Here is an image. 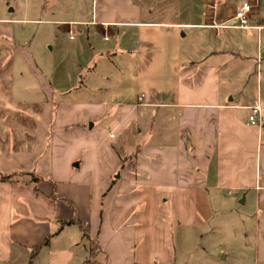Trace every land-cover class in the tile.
I'll return each instance as SVG.
<instances>
[{
	"label": "crops",
	"instance_id": "0c3cea01",
	"mask_svg": "<svg viewBox=\"0 0 264 264\" xmlns=\"http://www.w3.org/2000/svg\"><path fill=\"white\" fill-rule=\"evenodd\" d=\"M238 1L0 0V104L24 115L0 112V264H83L79 234L93 264H173L139 245L140 196L193 222L226 195L264 264V0L250 33Z\"/></svg>",
	"mask_w": 264,
	"mask_h": 264
},
{
	"label": "rangeland",
	"instance_id": "374dc122",
	"mask_svg": "<svg viewBox=\"0 0 264 264\" xmlns=\"http://www.w3.org/2000/svg\"><path fill=\"white\" fill-rule=\"evenodd\" d=\"M22 70L21 68H11L12 78L15 79ZM6 90L8 91V88H6ZM11 104L8 100H4V102L0 104V112H2V114L8 112L12 115L11 118L19 115L24 116L20 113L21 110L17 109L14 104V106ZM24 173L19 174L21 179L18 186L22 188V190L27 191L29 179H27ZM19 175L16 174V176ZM225 197L228 199H222L223 203L221 205L218 204L216 206L215 203L212 202V208L209 213L203 214L202 216L199 215L196 220L189 222V220L186 219V216L188 217L189 215L184 212H178L175 214L176 216L173 217V205L171 204L166 205L158 212L153 206H147L150 212L145 210L143 196H140V201L137 203L135 211L138 212V221H136L135 229L139 235L138 239L141 241L139 245L146 249H160L162 251V249L165 248L166 251H171L174 257L173 264H254L251 261L252 249L254 248L252 238L250 236L244 238L241 227L237 221L233 220L232 217L228 218L222 211L215 210V208L218 207L222 208V210L231 209L233 213H237L240 207L239 204L236 203V199H232L231 196L228 195ZM155 199V197H151V200ZM174 205L177 208L181 207L178 201H175ZM162 215H164L166 219L164 222L166 224V229L164 230L165 244H162L163 236L161 235L163 234L161 233L163 220H160L163 218ZM73 244L79 247H83V245L88 247L87 250H89V255L88 251L87 255L89 259L87 262L92 263L99 260L101 253L98 248L92 246L91 243H87L80 234L75 237ZM222 252L228 254V261H215L216 257H222Z\"/></svg>",
	"mask_w": 264,
	"mask_h": 264
},
{
	"label": "built area",
	"instance_id": "2783aa9c",
	"mask_svg": "<svg viewBox=\"0 0 264 264\" xmlns=\"http://www.w3.org/2000/svg\"><path fill=\"white\" fill-rule=\"evenodd\" d=\"M253 5L252 3L243 0L236 4V8L233 12L232 20L235 21L233 27H237L250 33L253 29L260 30V26H253L251 22ZM232 26V25H231ZM142 97H138V101H141ZM250 114L248 116V122L252 125L260 124L259 113L261 105L257 102L253 106L249 107Z\"/></svg>",
	"mask_w": 264,
	"mask_h": 264
},
{
	"label": "trees",
	"instance_id": "16d2710c",
	"mask_svg": "<svg viewBox=\"0 0 264 264\" xmlns=\"http://www.w3.org/2000/svg\"><path fill=\"white\" fill-rule=\"evenodd\" d=\"M262 128L264 129V123L262 124ZM20 173H23V172H20ZM14 175H16V173L2 174L1 179H5L6 181H9L14 177ZM72 223H73L72 221L63 222V224H66V225H70ZM78 225H80V224L78 223ZM79 227H81V226H79ZM84 235L87 236L86 233H84Z\"/></svg>",
	"mask_w": 264,
	"mask_h": 264
}]
</instances>
